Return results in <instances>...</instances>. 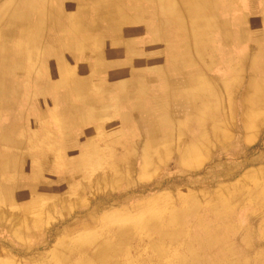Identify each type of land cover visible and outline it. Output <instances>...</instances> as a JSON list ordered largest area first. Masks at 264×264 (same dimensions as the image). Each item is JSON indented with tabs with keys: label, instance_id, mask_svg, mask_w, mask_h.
Listing matches in <instances>:
<instances>
[{
	"label": "bare ground",
	"instance_id": "obj_1",
	"mask_svg": "<svg viewBox=\"0 0 264 264\" xmlns=\"http://www.w3.org/2000/svg\"><path fill=\"white\" fill-rule=\"evenodd\" d=\"M99 1L96 3L95 0H0V114L11 109L19 113L15 115L17 118L23 116L26 121L25 125L12 121L9 125L0 126V176H3L0 179V226L11 228L16 227V222H20V225L13 229L15 237L12 239L14 240L10 242L7 238L5 243L13 242L10 253L25 257L26 262L9 257L7 260H0V264H264V247L261 241L254 244L251 234L247 232L241 238L243 248L239 250L235 242L238 239L233 240L230 237L238 228L234 217V211L237 209L236 202L247 201L253 208L256 205L264 207V193L259 191L239 196L230 195L226 198L211 193L212 198L209 201L198 200L199 196L194 192L189 196H180L176 201L174 199L165 202L158 207H153L148 202L139 203L136 207L141 209L140 213L121 218L96 217L94 213L104 207V203L99 201L93 209L88 211L89 213L84 212L82 222H77L76 226L72 223L61 229L52 228L53 222L50 224V219L57 213L54 211L58 210L57 206L61 201L68 202L61 208V214L67 218L72 215L73 202L80 201L84 204L83 199L88 198L85 192L92 187L97 189L98 194H102L105 188L112 189L118 187L120 182H129L131 173L138 168L137 164H140V171L145 173L155 164L166 161L170 157L169 150L172 149L175 132H178L179 140L183 138V141L186 139L187 127H194L197 130L192 136L191 143L180 150L181 158L200 152L202 149L205 150L212 142L226 139L229 133L227 126L218 119V115L207 113L209 109L212 110L208 105L209 102L198 101L195 93L197 80H188V89L184 91L188 101L185 102V106L184 102L180 103L183 108H187H185L187 113L182 122L176 123V119L170 116V120L155 124L153 120L144 117L139 120L138 113L135 116L124 113L121 115L120 125L133 122L136 126L130 125L132 129L128 132L132 134L130 135L131 144L122 145L125 136L121 132L124 135L126 133L120 129V144L124 151L121 156L118 151L112 153L110 169L103 170L108 161L102 162L101 149L89 145L87 148L84 147L86 150L81 152L80 159L78 157L75 162L72 164L68 162L67 167L65 166L67 171L69 169L71 173L75 172V175L62 174L69 188L68 192L54 182L43 179L47 172L52 171V167H48L49 162L61 160L60 150H66L67 153L72 147L64 145L58 150L53 144H48V141L52 139H47L38 134L42 132L33 130L34 120L26 117L25 113L26 99L19 100L20 88L13 80L22 77L24 80L27 78L35 80V86L32 85V87L40 96L39 100V97L36 98V101H39V104H36L38 110H41V116L36 117L37 122H42L43 99L48 93L53 95L51 101L54 98L56 103L55 86L68 89L67 93L60 92L65 95L61 100L67 101V104L63 105L64 112L68 115L66 119L70 121V124L74 123L80 128L94 119L101 120L102 117L91 115V112L82 111L83 114H80V110L74 107L71 97L73 98L75 96L73 94L80 89L81 83L76 80L81 78L76 77L70 80L69 67H66V63L63 64L68 60L67 53H61L59 60V51L53 43L54 40L60 41L65 48L83 50L87 45L82 38L83 35L89 30L101 29L95 26V21L88 24L85 20L81 22L83 20L81 13L84 14L89 9V4H93L92 13L101 18L105 15L106 6L115 2L119 4V7L112 6L109 9V12L114 14L112 17L125 14V18L128 19L126 8L141 0ZM126 2L129 4H125ZM156 2L162 5H165V2L173 4L172 6L169 4L170 10L183 9V13L186 12L189 15V20L194 24L193 27L198 22L197 8H202V4L204 7L208 5L206 0H156ZM181 4L183 8H180ZM208 7L211 10L212 4ZM72 10L75 11L72 13ZM74 13L77 17L73 15ZM129 20L133 21V19ZM164 22L167 23V21ZM116 25L114 26L117 28ZM56 31H59V35L51 34ZM68 32H71L70 37ZM100 41L98 40L99 44ZM60 62L61 65L58 67L57 63ZM36 63L42 66L37 67ZM55 76L56 84L50 86L46 80ZM199 90L208 91L209 94L211 92L209 84L208 88L200 86ZM257 96L262 97L264 94ZM253 102L257 108L262 104L261 98L252 99L246 94L242 95L235 105V109L241 110L242 113V128L247 126L252 118L255 119V116L251 114L254 110ZM51 113L55 116L54 109ZM18 133L22 136L18 137ZM26 141L30 145L26 146ZM162 143L164 145H161ZM124 161L126 163L122 165ZM55 170L64 171L59 168ZM85 177L87 178L84 180ZM104 181H107L106 185H103ZM91 212H93L92 223H87L85 220L89 219ZM50 213L52 215L49 220L44 221V214ZM187 216L194 217L198 231L191 232L188 229L185 223ZM79 229H83L84 232L75 234ZM4 235L3 232L2 236ZM29 237L31 241L25 240ZM50 238H57L50 251L40 252L39 246Z\"/></svg>",
	"mask_w": 264,
	"mask_h": 264
},
{
	"label": "rangeland",
	"instance_id": "obj_2",
	"mask_svg": "<svg viewBox=\"0 0 264 264\" xmlns=\"http://www.w3.org/2000/svg\"><path fill=\"white\" fill-rule=\"evenodd\" d=\"M95 2L99 3L100 1L95 0ZM92 6L93 4H89V9L84 12V14L81 13L82 16L79 15L83 17V20L81 21L82 23L85 20V23L88 24L89 20L87 18L90 16L93 17V15H95L92 13ZM103 25V23L99 24L95 22V26L99 28H103ZM116 39L119 38L116 36H98L94 42L95 45L97 40L101 41L100 44H97L96 51L100 53L102 50H109L112 46V41L114 42ZM61 45L63 47V44ZM72 56L74 57L73 54ZM89 57L92 56L89 55ZM88 60L89 59H87L86 54L79 51L77 52V56L73 63H76L75 70L82 76V80H76L81 83V86L78 92L73 94L75 96H73V98L71 97V101L73 102L74 107L80 110V114H83L82 111L87 113L91 112V115H98L102 117V119H94L92 122H88L86 125L80 128L74 123L70 124V121L66 119L68 115L64 112L63 104H67V101L61 100L65 96L62 95L61 92H63V94L67 93V88H56L55 86L54 97L56 99V103L54 102V98L53 101H51L53 97L52 94L48 93L47 96L44 97V115L42 122H37L36 117L41 116V110H38L37 104H39V101H36V98L39 97V100L40 96L36 93V89H33L32 87V85L35 86V80H13V82H16V85L18 84L20 88L19 90L21 94L19 96V100L24 98L26 99L25 113L27 116H25L34 120L35 126L33 130L36 132H42L38 134L45 136L47 139H52L51 141H48V144H53L58 148V150L59 148L62 149L64 145L72 147L69 150L70 152L67 151V153L66 150H60L62 155L61 160L50 161V165H48V167H52V171L47 172L43 177V179L52 181L55 183V185L63 188L65 192H68L69 188L66 184V180H63L64 177L62 174L67 173L69 175H75V172L71 173L69 169L68 171L66 170L67 164L68 162H71L72 164L77 160L78 157L80 159L81 152L86 150L85 148H87V146L94 145L101 149L100 152L103 154L102 162L108 161L107 165L103 167V170H105L110 169L111 167L109 164L113 158L111 157L112 153L118 151L121 156L124 151L122 145L126 143L131 144L130 140H132L130 137L132 134H128L129 130L132 129L130 125L124 128V132L126 133L125 135L121 132V134L125 136L122 145L120 144V132L116 133L117 131H115L120 129V127L116 125L118 121H120V104H118L116 99V94L119 92V90L117 84H115L116 81L113 80L114 77L110 78L105 76L108 75V73L116 71L117 68L104 69L100 62L98 63L99 65L97 67H94L96 66V63L94 62V66L90 67V64L92 63L86 65L88 64L87 62H90ZM35 65L37 67L41 66V64L37 63ZM86 66L87 69H85ZM85 75L87 77L90 75L91 80H84ZM46 81L50 86H53L56 84L57 80ZM109 88H112L113 90H109ZM174 103L176 104L178 102ZM174 108L180 109L179 111L176 109L177 112H175L177 116H179V119L184 120L187 113V108L185 107V109L183 106L179 105L174 106ZM53 109L55 116H53V113H51ZM16 114L19 113H15L13 110L11 111V109L3 111L0 114V126L3 124L9 125L12 121H17V123L25 125V118L23 116L17 118L15 116ZM241 117L242 113H240V116L237 115L236 117L232 116V118H230L231 124L226 125L227 131L229 130V134L226 139L215 141L214 143L212 142V144H210L205 150L202 149L200 152L189 154L184 158L179 157L180 150H183L191 143L192 136H194L197 130L194 127H187L185 136L186 139L183 141V138L179 140V134L178 132H175L172 140V149L169 150L170 157L166 161L155 164L151 169L148 170V172L145 173L140 171V164H137L136 167L138 168L136 170L134 169V171L131 173L129 182H120L118 187H114L112 189H108L110 187L105 188V191H103L102 194H98L97 189L92 187L89 189V191L85 192L88 195V198L83 199L85 201L84 204H81L80 201H77L76 203L73 202L74 207L72 209V215L65 218V216L61 214L62 206H65L68 203L61 201L57 206L58 210L54 211L57 213L54 215H52V213L44 214L43 220L48 221L52 215V218L50 219V224L53 222L52 228L56 227L61 229L65 226L71 225L72 223L73 226H76L78 224L77 222H82V218L85 216L84 212L86 213L90 211L91 208L93 209V207L99 201L104 203V207L98 212L94 213L96 217L107 216L108 218H121L124 216L136 215L140 213L141 209L136 207V205L139 203L148 202L153 207H158L165 202L173 201L174 199L176 201L180 196H189L190 194H194V192L199 196L198 200L203 201H209L212 198V194L226 198L230 195L239 196L253 192L257 193L258 191L264 193V127L262 132H258L253 136H250L249 134L247 138L246 135L248 132L246 131V127L242 128ZM250 122H252V120H250L249 123ZM192 128L194 130H192ZM19 135L18 137L22 136L21 134ZM28 141L30 142V140ZM29 142L26 141V146L30 145ZM33 142L35 141L33 140ZM161 145H164V143ZM38 146L41 145L38 144ZM123 163L125 164L126 161L122 162V165ZM55 168H59L61 170L64 169V171L58 172L55 170ZM83 173L82 175L84 176ZM2 177L3 176H0V179H2ZM86 178L87 177H85L84 180ZM59 179L61 181H58ZM106 182L104 181L103 185H106ZM207 197L209 199H207ZM236 204L237 209L234 211V217L235 222L238 223V228L230 235V237H232L233 240H235L234 238L238 239L237 241L235 240V242L237 243L238 249L241 250V247L243 248L241 238L243 235H245V233L249 232L251 234L252 241H254L253 243L255 244L257 241H261L263 243L262 247H264V207L256 205V207L254 206L253 208V206H251V204L247 201L242 203L236 202ZM92 213L93 212L90 213L89 219L85 220L87 223H92ZM185 223L188 225V229L191 232L198 231L193 216H187ZM15 225L16 227L19 226L20 222H16ZM16 227L5 228L4 226H0V260H7V258L11 257L18 259L19 261L22 260V262L24 261L25 263V257L22 256V258L16 256L18 255L16 253H10V246L13 245V242L12 244L5 243V239L7 238L10 240V242L11 240H14L12 239V237H15L13 235V229ZM3 232L5 233L4 236H2ZM83 232V229H79L75 234H80ZM29 239L30 237L25 238V240L31 241V239ZM56 239L57 238H50L49 241L41 244L39 246V251H44L45 253L50 251Z\"/></svg>",
	"mask_w": 264,
	"mask_h": 264
},
{
	"label": "crops",
	"instance_id": "obj_3",
	"mask_svg": "<svg viewBox=\"0 0 264 264\" xmlns=\"http://www.w3.org/2000/svg\"><path fill=\"white\" fill-rule=\"evenodd\" d=\"M206 2L207 6L204 7L202 4V8H197L198 22L195 27L189 20V15L183 13V9L170 10L169 4L171 6L173 4L169 2L162 5L156 0H141L126 8L128 19L125 18V14L112 17L114 14H111L109 9L112 6L119 7V4L112 2L111 5L106 6L105 15L101 18L96 15L87 18L91 23L95 21L104 25L101 31L89 30L83 35L82 38L87 43L83 50L62 47L60 41L54 40L53 43L59 51L58 59L60 60L61 53H67L68 60L63 64L66 63V67H69L70 80L82 77L75 70L76 63H73L78 51L86 54L90 61L86 65L92 63L90 67L94 66L93 62L96 63L94 67L100 62L104 69L117 68L116 71L105 74V77H114L113 80L116 81L119 90L116 99L120 104V121L124 113H130L132 116L138 113L139 120L144 117L153 120L155 124L170 120V116L176 119V123L182 122L183 119H179L176 114V109L178 111L180 109L174 106H181L180 103L188 101L184 94L188 89V80H197L195 93L198 101L209 102L208 105L212 110L209 109L207 113L218 115V119H221L224 125L231 124L232 116H240L241 110L235 109V105L242 95L247 94L252 99L261 98V108L259 105L257 108V105L252 103L254 110L251 114L255 119L252 118L253 121L245 126L248 138L249 134L253 136L262 132L264 127V96H257L264 94V67H262L264 66V0H206ZM210 4H212L211 10L208 7ZM180 8H183V4ZM74 11L72 10V13ZM75 14L73 15L77 17ZM68 33L70 37L71 32ZM51 34L59 35V31ZM102 35L116 36L119 39L112 41L109 50L105 49L99 53L96 51L98 40L96 45L94 42ZM57 65L59 67L61 62ZM57 65L55 64L56 68ZM15 79L24 80V77ZM56 79L55 76L48 80ZM84 80H91V76L85 75ZM208 84L211 88L210 94L208 91L199 90L200 86L208 88ZM120 121L116 125L121 127L122 131L126 126H136L133 122L120 125ZM120 129L115 131L120 132Z\"/></svg>",
	"mask_w": 264,
	"mask_h": 264
}]
</instances>
